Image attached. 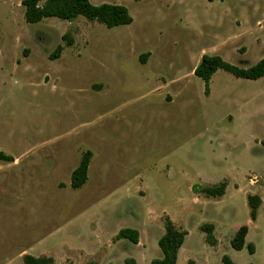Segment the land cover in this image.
<instances>
[{
    "label": "rangeland",
    "instance_id": "obj_1",
    "mask_svg": "<svg viewBox=\"0 0 264 264\" xmlns=\"http://www.w3.org/2000/svg\"><path fill=\"white\" fill-rule=\"evenodd\" d=\"M22 1L0 0V151L20 156L18 167L48 169L22 194L28 221L50 230L79 216L68 233L95 257L77 264L160 259L164 215L188 232L182 260L264 264V77L218 70L205 96L193 75L204 54L239 68L264 58V0H90L127 8L132 23L112 29L83 17L27 24ZM87 151V181L72 189ZM222 182L220 199L195 193ZM6 186L0 246L9 242L12 253L33 237L18 227L25 209L15 218L4 209ZM248 195L261 199L255 222ZM205 224L214 227V249ZM242 225L254 254L230 245ZM122 229L138 231L141 246L117 240Z\"/></svg>",
    "mask_w": 264,
    "mask_h": 264
},
{
    "label": "trees",
    "instance_id": "obj_2",
    "mask_svg": "<svg viewBox=\"0 0 264 264\" xmlns=\"http://www.w3.org/2000/svg\"><path fill=\"white\" fill-rule=\"evenodd\" d=\"M214 2L215 0H206ZM21 6L24 8V20L27 24H35L43 19L55 18L61 21L73 22L78 17H83L88 21H95L104 25L107 29L119 26L130 25L133 21L126 7L121 5L101 4L93 5L90 0H23ZM68 35L63 39H68ZM71 42V41H69ZM71 45V43H68ZM62 47L58 46L50 55V60H57L62 52ZM142 63L143 60H141ZM222 70L238 79L255 81L264 77V58L249 68H239L224 61L216 55H203L199 64L193 70V75L201 79L204 87V95L208 96L210 92V83L213 75ZM92 157L90 151L85 152L78 166L70 175V187L72 189L81 188L87 181L88 167ZM12 156L0 151V162H13ZM227 184L222 182L210 187H195V193H200L208 199H220L224 196ZM249 208V217L251 222L257 219L258 209L261 205V199L256 195L246 197ZM164 234L158 240V248L161 251V258L152 260L150 264H176L177 256L181 246L184 243L187 232L178 228L171 218L167 215L162 217ZM200 231L205 234V241L210 247H215L217 241L213 235L214 227L211 224H205L200 227ZM248 227L240 226L230 245L233 250L241 251L246 245ZM139 234L136 230L122 229L116 235V239H126L134 245L138 244ZM249 254L255 253L253 244L246 245ZM54 260L50 257H33L24 255L22 264H53ZM222 264H236L227 255L221 257ZM123 264H137L133 259L124 260ZM186 264H197L193 260H188Z\"/></svg>",
    "mask_w": 264,
    "mask_h": 264
},
{
    "label": "crops",
    "instance_id": "obj_3",
    "mask_svg": "<svg viewBox=\"0 0 264 264\" xmlns=\"http://www.w3.org/2000/svg\"><path fill=\"white\" fill-rule=\"evenodd\" d=\"M204 55H208V54H204ZM12 158L14 161L11 163L0 162V186L7 185L6 187L8 188V190L5 191V193H3V195L7 196L8 198L7 205L3 207L4 209H7L10 212L9 214L10 218L12 214L14 215L13 216L14 218L18 214L21 215L20 210L25 209V213H24L25 215L20 217V222L18 224V227L23 226L25 233L33 238L27 241V243L24 244V246H21V249L17 252L16 251H13L12 253L10 252L11 250L10 248H12V245L9 244V242L6 243L4 246H0V264H22V258L24 255H30L33 257H41V256L51 257L54 259V264H62L63 262L61 261V259L68 260L69 262L66 261L67 264H77V260H80L82 257L85 258L84 261H86V259L94 258L95 255L94 256L88 255L87 252H85V250L82 249V247L77 246V244H75V241L79 240L78 237H72L68 233L69 227L79 216H77L73 220L69 219L66 221H61L59 224H57V226H53L50 230H48L46 224L44 226L42 223L28 221L27 218L32 215V212H29L26 209L22 194L24 190L30 188V186L33 183L36 184L38 183L36 179L38 174L41 176L45 175L48 172V169L46 167H39V169L33 168L31 167L29 162L22 164V167H18L21 164L20 161H18L20 160L21 157L12 156ZM18 180L20 182L23 181V186L21 187V190H19V187L14 185L15 183H18ZM0 202H3L0 204L3 205L6 201H1L0 199ZM41 203L42 201H39V205ZM171 220L173 222H176V220L173 219L172 217ZM8 223H10V220L8 221ZM174 224L178 228H180L176 223ZM158 228L164 234L163 226L162 229L159 226ZM181 230L186 231L185 228H181ZM138 234H139V238H138V244L136 246H141L142 235L139 232ZM187 236H188V232H187ZM110 244L111 243H109V245ZM95 245H98V242H96ZM211 248L214 249L213 247H210V249ZM182 251H183V245L181 246L178 252L176 264H186L188 260H193L197 264H199V260H197L196 254H193V256H186L187 253H185V258L182 260L181 259ZM70 256L73 258V260L68 259V257ZM105 256L106 255L104 254V257Z\"/></svg>",
    "mask_w": 264,
    "mask_h": 264
}]
</instances>
